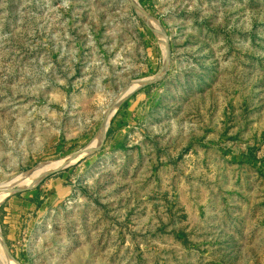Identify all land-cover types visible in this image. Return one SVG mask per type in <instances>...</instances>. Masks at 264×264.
<instances>
[{"label":"rangeland","instance_id":"1","mask_svg":"<svg viewBox=\"0 0 264 264\" xmlns=\"http://www.w3.org/2000/svg\"><path fill=\"white\" fill-rule=\"evenodd\" d=\"M136 1L158 33L132 0H0V192L110 118L0 194V264H264V0Z\"/></svg>","mask_w":264,"mask_h":264},{"label":"water","instance_id":"2","mask_svg":"<svg viewBox=\"0 0 264 264\" xmlns=\"http://www.w3.org/2000/svg\"><path fill=\"white\" fill-rule=\"evenodd\" d=\"M132 5L134 6L135 10L139 13V15L145 20V22L148 23V24H150V22H149L150 19H149L148 15L142 10V8L139 6V4L137 3L136 0H132ZM149 26H150V28L153 30V32L158 33V31H160V30H158L157 28H155L154 26H152V24H150ZM161 34H162V33H161ZM162 35H163V34H162ZM166 51H167V43H166ZM165 58H166V61H167V53H166ZM150 81H152V79L141 80V81L137 82V83L135 84V86H137V85H143V84H146V83H148V82H150ZM135 86H134V87H135ZM134 87H133V89H134ZM129 88H131V87H128L126 90H128ZM126 90H125V91H126ZM125 91H124V92H125ZM132 91H133V90L127 92V94H126L123 98H125V97H126L128 94H130ZM120 98H121V97H120ZM120 98H119V100H118L117 102H115L116 105H114V106H117L118 103L123 99V98H121V99H120ZM109 120H110V118L107 119L106 116L103 118V121H102V124H101L100 142H99V144H98L97 146H93V147H85V148H83V149H81V150H79V151H77V152L71 154L70 156L63 158L62 164H61L58 168L53 169V170H51V171H48L47 173H45L44 175H42L37 181H35L31 186L24 187V188H15V189H13V190H10V191L8 192V195H9V194H12V193H15V192L23 191V190H25V189H29V188L35 187V186H36V185H37V184H38V183H39V182H40V181H41V180H42L47 174L51 173L52 171L57 170V169H59V168H62V167H65V166L71 164L72 162H74L76 159H78V158H79L80 156H82L83 154H86V153H90V152H94V151H96L97 148H99V146L101 145V143H102V141H103V138H104V136H105L106 129H107V127H108ZM0 240H1V244H2V246H3V248H4V251H5L6 255H7L8 257H10L11 260H13L12 257H11V255L9 254V252H8V250H7V248H6V246H5V243H4L3 239H2L1 232H0ZM13 262L16 263L14 260H13Z\"/></svg>","mask_w":264,"mask_h":264},{"label":"bare ground","instance_id":"3","mask_svg":"<svg viewBox=\"0 0 264 264\" xmlns=\"http://www.w3.org/2000/svg\"><path fill=\"white\" fill-rule=\"evenodd\" d=\"M92 144H89V145L92 146ZM62 161H63V159H61L59 161H48V162H43V163L38 164L32 170H30L24 174H21L20 176L15 178L13 181L9 182L6 186H4V188H3V190H1L0 194L7 193L10 190H13L15 188H24V187L31 186L42 175L47 173V171L52 170L55 167L58 168L62 164ZM0 251H1V248H0ZM0 256H2V255H0Z\"/></svg>","mask_w":264,"mask_h":264}]
</instances>
